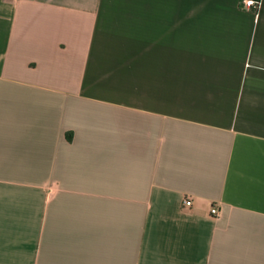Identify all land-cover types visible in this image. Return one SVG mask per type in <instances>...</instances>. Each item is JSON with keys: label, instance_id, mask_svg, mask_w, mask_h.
Masks as SVG:
<instances>
[{"label": "crops", "instance_id": "0c3cea01", "mask_svg": "<svg viewBox=\"0 0 264 264\" xmlns=\"http://www.w3.org/2000/svg\"><path fill=\"white\" fill-rule=\"evenodd\" d=\"M0 264H264V0H0Z\"/></svg>", "mask_w": 264, "mask_h": 264}, {"label": "built area", "instance_id": "2783aa9c", "mask_svg": "<svg viewBox=\"0 0 264 264\" xmlns=\"http://www.w3.org/2000/svg\"><path fill=\"white\" fill-rule=\"evenodd\" d=\"M260 5V0H242V6L248 8L258 9ZM183 204L185 206H191L193 204V197L187 194L183 199ZM212 214L218 216L221 214V208L217 204H213L211 207Z\"/></svg>", "mask_w": 264, "mask_h": 264}]
</instances>
